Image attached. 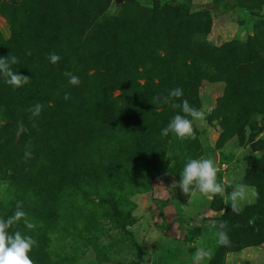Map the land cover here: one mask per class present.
<instances>
[{
	"label": "rangeland",
	"instance_id": "1",
	"mask_svg": "<svg viewBox=\"0 0 264 264\" xmlns=\"http://www.w3.org/2000/svg\"><path fill=\"white\" fill-rule=\"evenodd\" d=\"M219 1L227 14L207 8ZM0 47L18 58L13 70L31 78L16 89L0 76V217L22 202L38 226L11 230L37 241L35 264H264V0H0ZM50 53L61 59L51 63ZM65 72L81 83L71 85ZM161 80L205 114L194 122L195 140L170 133L160 144L146 135L154 112L163 116L152 130L180 113L155 93L136 103L129 121L119 116L113 140L101 138L104 109L142 101L138 92ZM39 85H60L61 98L49 94L32 117ZM26 87L24 105L17 96ZM84 101L91 109L80 114L75 106ZM98 125L100 137L87 142ZM139 144L158 152L142 156ZM208 150L217 153L224 193L183 194L174 182L184 164L210 158ZM115 179L117 211L99 197ZM220 221L227 246L218 242ZM197 251L207 255L197 260Z\"/></svg>",
	"mask_w": 264,
	"mask_h": 264
},
{
	"label": "clouds",
	"instance_id": "2",
	"mask_svg": "<svg viewBox=\"0 0 264 264\" xmlns=\"http://www.w3.org/2000/svg\"><path fill=\"white\" fill-rule=\"evenodd\" d=\"M27 54L31 55V52ZM48 59L51 63L56 64L61 57L55 53H50ZM14 65H19V60L16 56L9 54L6 57H0V76L4 77L6 84L19 89L29 84L31 78L19 74L18 71H14ZM64 75L69 77V83L73 86H78L81 83L80 78L72 73L65 72ZM182 97L183 89L180 87L169 90L167 96L163 97L164 103L170 104L173 109H179L180 113L183 114L177 113L174 115L167 126L161 130V135L167 137L172 133L181 140H195L197 137L194 122L203 121L205 114L190 105L187 99H181ZM64 99L68 100L70 96L65 94ZM43 107L42 104L37 103L32 108H29L28 111L32 117H38L43 111ZM17 128L18 133L22 132L24 130L23 122H19ZM30 157V151H26L25 161ZM217 171L218 169L213 159H188L179 175V180L174 183L185 195L198 190L201 194L212 199L217 194H223L225 191L223 185L217 182ZM244 194L245 186L242 184L233 190L231 194V206L233 210H236V202ZM20 222L29 230L35 229L38 226L28 218L27 213L22 208V202L17 203L16 211L13 215L6 219L0 217V264H35L33 259L30 258L29 253L37 245V241L32 236L23 234L19 230H11L14 225ZM226 229L227 222L220 221L217 228L218 242L225 246L231 243ZM204 255H207V253L197 251L196 259L200 260Z\"/></svg>",
	"mask_w": 264,
	"mask_h": 264
},
{
	"label": "trees",
	"instance_id": "3",
	"mask_svg": "<svg viewBox=\"0 0 264 264\" xmlns=\"http://www.w3.org/2000/svg\"><path fill=\"white\" fill-rule=\"evenodd\" d=\"M220 4H221V1L215 2V5L208 4L207 8L209 10H211V11H214L216 14H224V15L227 14L226 10H223V9L220 8ZM183 6L186 9H188L190 7L188 2H185ZM18 35H19L18 30L17 31H13L12 30V35L11 36H13V38L17 39ZM4 45L5 44H2L1 46L4 47ZM2 47H0V49H2ZM0 57H3V55H0ZM163 84H164V81L161 80V82H158L156 84L152 83L153 86L143 87L138 92L139 94L142 95L141 96L142 101L135 99L134 102H132V101H129L128 103L125 102L124 104H122L121 106L118 107V110H115V108H114L113 112H111V114H109L108 111L104 109L105 113H107V116H108V117H106V119H108L107 123L109 124V128H107L104 131L105 134H103L101 136V138H104V140L106 142L108 141V139L113 140V138L116 137L118 129H119V127L115 124V122L118 121L119 116H121L122 118L127 117L126 121H129L128 117H130V115H131V113H130L131 110L136 108L135 107L136 103L152 101V99H153L152 98V94L153 93L157 94L156 98L159 97L158 100H162L163 97H165L168 94L169 90L176 88V87L173 86L174 85L173 83H170L167 87L165 85H163ZM39 87H42V86L41 85L36 86L35 87L36 89L32 93L34 94V92L36 90H38ZM54 88H55L54 91L53 90L49 91V89H45V87H42L38 91L39 92L38 96H33V98L31 100L32 101H38L42 105H44V101L47 100L48 95L51 94V95H53L55 97V100L57 99V101H58V99L61 98L62 87L60 85H57V86H54ZM29 91L30 90L26 87V89H24L21 92V94L19 95L20 98L17 96L19 103L26 105L28 102H30V99H27V93ZM54 92H55L56 95L54 94ZM39 95H40V98L37 99V97H39ZM181 99H187L189 101L190 105H192L194 107L190 95L183 93V97ZM176 102H180V101H176ZM111 106H115V103L114 104L112 103ZM75 108L78 109V112L80 114H87L86 108L88 110L91 109V108L87 107V104H86L85 101L83 103H79L78 106H75ZM126 109H129V110L126 111ZM113 116H116L115 120H111V123H109V118H112ZM162 116H163L162 114L154 112L153 113V121H152L151 125H149V126H147V127H145L143 129L145 131L146 135H150L151 133H154L157 136V139L160 142V144L163 142V139H162L163 136L161 135V130L164 127L167 126L168 120H166V119H162L161 120L162 123L158 126L159 130H152V129L154 128V124H156V122ZM128 125H129V123L126 122V125L124 126V131H127V130H128V132L130 131V129L128 128ZM126 126H127V130H125ZM100 132H101V128L98 125L97 126V131H94V132L89 131L91 139H88L86 141L87 142L94 141L96 138L100 137V135H99ZM112 133H113V135H112ZM137 151L142 156H145V153H148V154H150L152 156H155V154L158 152V149H155V147L152 146L151 144H147V145L139 144ZM112 165L113 164L109 165V169L108 170H111ZM174 169H175V167H174ZM175 172L177 173L178 171H175ZM178 178H180V177H178ZM117 180L118 179H115V181L111 183L110 189L108 191H105L106 192V198H103V196L99 195V197L101 198L100 202H104L107 199L109 201V203H110L111 208L113 210H115V211H117L119 209L120 202H118V198H121V197H116L117 195L114 192V191L117 190V184H118ZM234 218H235L234 216L229 217V219L227 220L228 224H231V225L234 224L235 223V219ZM122 227H125V225H122Z\"/></svg>",
	"mask_w": 264,
	"mask_h": 264
},
{
	"label": "water",
	"instance_id": "4",
	"mask_svg": "<svg viewBox=\"0 0 264 264\" xmlns=\"http://www.w3.org/2000/svg\"><path fill=\"white\" fill-rule=\"evenodd\" d=\"M119 1H121V0H116V3ZM207 152H208L207 154L210 156V158L213 159L215 162L217 160V153L215 152V150H208Z\"/></svg>",
	"mask_w": 264,
	"mask_h": 264
}]
</instances>
